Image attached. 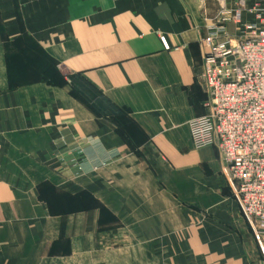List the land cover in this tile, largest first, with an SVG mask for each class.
<instances>
[{
	"label": "crops",
	"instance_id": "0c3cea01",
	"mask_svg": "<svg viewBox=\"0 0 264 264\" xmlns=\"http://www.w3.org/2000/svg\"><path fill=\"white\" fill-rule=\"evenodd\" d=\"M222 7L239 0H0V264H264L189 127Z\"/></svg>",
	"mask_w": 264,
	"mask_h": 264
},
{
	"label": "built area",
	"instance_id": "2783aa9c",
	"mask_svg": "<svg viewBox=\"0 0 264 264\" xmlns=\"http://www.w3.org/2000/svg\"><path fill=\"white\" fill-rule=\"evenodd\" d=\"M247 11L254 22L237 39L225 23ZM207 52L201 80L209 113L189 122L195 147L216 145L243 216L264 241V0H239L230 14L222 7L203 39Z\"/></svg>",
	"mask_w": 264,
	"mask_h": 264
},
{
	"label": "rangeland",
	"instance_id": "374dc122",
	"mask_svg": "<svg viewBox=\"0 0 264 264\" xmlns=\"http://www.w3.org/2000/svg\"><path fill=\"white\" fill-rule=\"evenodd\" d=\"M225 171H226V169H225ZM226 174H227V178L230 180V178H229V176H228V173H227V171H226ZM231 181V180H230Z\"/></svg>",
	"mask_w": 264,
	"mask_h": 264
}]
</instances>
